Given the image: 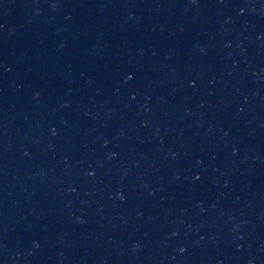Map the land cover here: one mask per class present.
I'll list each match as a JSON object with an SVG mask.
<instances>
[{"label":"water","instance_id":"water-1","mask_svg":"<svg viewBox=\"0 0 264 264\" xmlns=\"http://www.w3.org/2000/svg\"><path fill=\"white\" fill-rule=\"evenodd\" d=\"M0 264H264L222 0H0Z\"/></svg>","mask_w":264,"mask_h":264}]
</instances>
